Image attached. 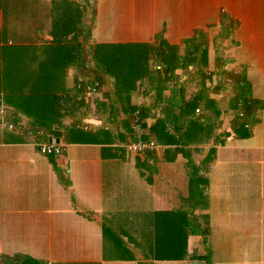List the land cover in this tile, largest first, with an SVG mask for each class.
I'll return each mask as SVG.
<instances>
[{"label":"crops","instance_id":"1","mask_svg":"<svg viewBox=\"0 0 264 264\" xmlns=\"http://www.w3.org/2000/svg\"><path fill=\"white\" fill-rule=\"evenodd\" d=\"M83 3L87 39L123 45V61L161 32L177 45L205 34L212 80L195 95L200 75L192 66L164 73L150 60L145 139L162 148L132 155L123 107L130 98H113L106 68L97 95L78 88L89 79L71 68L85 99L48 138L60 155L40 154L46 138L27 120L11 131L22 135L18 142H0V264H264V0ZM226 17L235 44L215 41ZM37 39L50 38L41 30ZM187 53L181 45L179 55ZM97 66L91 55L87 67ZM242 77L253 102L245 107L249 128L231 105Z\"/></svg>","mask_w":264,"mask_h":264},{"label":"trees","instance_id":"2","mask_svg":"<svg viewBox=\"0 0 264 264\" xmlns=\"http://www.w3.org/2000/svg\"><path fill=\"white\" fill-rule=\"evenodd\" d=\"M0 11V98L12 112L13 122L17 126L22 120H27L33 130L44 133L42 138H53L66 118V111H79L78 106L84 102L83 94L76 90L73 77L69 75L71 67L77 68L83 78H88V83L100 91L107 82L99 72L106 68L110 75L109 82L113 84V98L119 95L122 100L121 94H126L131 100L128 106H123L126 107L124 114L138 107L144 111L148 105H142L147 94L143 88L144 79L148 73L153 78L156 71L150 69V60H157L159 65L162 62L164 73L176 69L183 71L192 66L194 73L200 75L195 85V95H199L207 79L212 80L206 72L208 42L201 33L192 34L178 45L170 44L163 37V32L158 33L153 44L136 47L141 52L134 55L131 61L121 59L123 45L97 44L91 55L98 66L92 70L87 67L88 52L79 42L82 37L87 39L89 36V33L84 32L89 29V25L81 27L83 12L75 0H0ZM222 20L225 33L229 38L232 37V21H229V17ZM41 30L50 39L38 43V32ZM181 45L188 51L187 54L179 55ZM124 46L132 48L135 45ZM186 82L191 83L190 80ZM247 86L245 77L235 81L234 88L237 91L231 99V105L237 107V114L239 111L244 114L242 118L237 115L243 127L245 121L249 127L254 123L252 115L245 108L247 104L251 106L253 103L244 95ZM153 91L156 92V89ZM58 121L60 124H57ZM232 132L229 131L228 135ZM21 138V134L0 129L1 143L18 142Z\"/></svg>","mask_w":264,"mask_h":264},{"label":"built area","instance_id":"3","mask_svg":"<svg viewBox=\"0 0 264 264\" xmlns=\"http://www.w3.org/2000/svg\"><path fill=\"white\" fill-rule=\"evenodd\" d=\"M86 91L91 94H96V87L91 84H86L83 87ZM150 100H144L142 105H147ZM242 107V104L238 105ZM243 112L239 111L238 116L240 118L243 117ZM126 116L130 120V142L126 146L127 150L132 155H140V154H148L156 151L159 148H162L161 145L157 143L155 139H144L147 131L144 127V118L143 111L141 107H138L133 112H127ZM244 122L245 127H249V125ZM16 124L13 122V116L11 112L4 106L2 99L0 98V129L13 131L16 129ZM88 127H85L87 129ZM44 133L41 131H36L34 135L38 138L42 136ZM39 152L41 155H60L61 146L55 139H47L45 142H40L38 144Z\"/></svg>","mask_w":264,"mask_h":264},{"label":"rangeland","instance_id":"4","mask_svg":"<svg viewBox=\"0 0 264 264\" xmlns=\"http://www.w3.org/2000/svg\"><path fill=\"white\" fill-rule=\"evenodd\" d=\"M77 6L81 9V11L83 12V22L81 23V25H83V26H81V27H84L86 24H91V19H90V17H89V15H90V13H89V9L88 8H86L85 7V5H84V3H83V0H77ZM90 21V23H88ZM207 31V30H205L204 28H202V31ZM224 27H222V29H221V33H219V35L215 38V41H219V40H231V38H229V36H227V34L226 33H224ZM86 34H88L89 33V29H87V30H85L84 31ZM204 32V33H205ZM205 35V34H204ZM210 39H212L211 37H208V40H210ZM79 42H81L82 43V45H83V47H84V49L85 50H88L89 49V52H90V54H89V57L91 56V51H92V49H93V47L96 45V43H94V41H92L91 43H90V40H89V38L88 39H85V38H81V39H79ZM88 57V58H89ZM87 58V59H88ZM192 59H194V58H192ZM72 68V70H73V67H71ZM213 83V82H212ZM11 112V111H10ZM11 114H12V112H11ZM5 264H12L11 262H9V261H6V263Z\"/></svg>","mask_w":264,"mask_h":264},{"label":"clouds","instance_id":"5","mask_svg":"<svg viewBox=\"0 0 264 264\" xmlns=\"http://www.w3.org/2000/svg\"><path fill=\"white\" fill-rule=\"evenodd\" d=\"M36 131H39V130H36ZM36 131H35V132H36ZM42 133H43V132H42ZM43 135H44V134H43ZM38 138L40 139V138H42V137L40 136V137H38ZM46 140H47V139H46ZM46 140H42V141L45 142Z\"/></svg>","mask_w":264,"mask_h":264}]
</instances>
